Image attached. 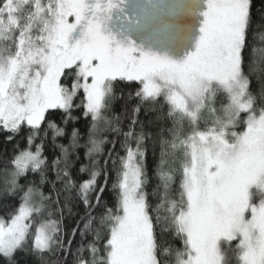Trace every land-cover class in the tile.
<instances>
[{
	"label": "snow or ice",
	"instance_id": "6c2138e0",
	"mask_svg": "<svg viewBox=\"0 0 264 264\" xmlns=\"http://www.w3.org/2000/svg\"><path fill=\"white\" fill-rule=\"evenodd\" d=\"M121 3L126 0H0V129L11 134L9 140L26 130L29 146L40 141L2 165L5 187L18 188V178L30 171L39 178L28 181L18 211L0 219V255L11 262L31 245L52 255L54 264H170L172 241L180 240V264H233V254L240 264H264V200L251 195L264 186L255 180L257 173L264 177V107L254 109L249 91L251 75L264 78V51L257 57L253 46L264 14L254 26L250 0H206L196 49L177 62L108 29ZM117 82L138 85V101H166L169 115L192 126L183 139L172 129L174 138L161 146L163 183L153 193L155 204L144 191L143 135L135 146L128 142L139 106L124 133L126 155L114 159L109 152L99 164L94 156L100 152L94 146L105 142L96 137ZM220 90L230 100L223 121L213 115ZM202 108L212 117L211 127L199 131ZM80 116L85 119L77 127ZM109 143L115 149L116 142ZM46 146L50 159L43 155ZM118 161L116 198L105 199L109 166ZM178 162L182 179L172 198ZM97 166L100 171L93 170ZM85 173L90 178L81 181ZM61 197L84 205L83 227L78 221L66 231L59 217L52 219L53 206L63 215Z\"/></svg>",
	"mask_w": 264,
	"mask_h": 264
},
{
	"label": "trees",
	"instance_id": "16d2710c",
	"mask_svg": "<svg viewBox=\"0 0 264 264\" xmlns=\"http://www.w3.org/2000/svg\"><path fill=\"white\" fill-rule=\"evenodd\" d=\"M250 14L252 16L254 26L257 22H261V16L264 14V0H250ZM255 56L258 57L259 53L264 51V27L256 29L255 35ZM247 72V68H245ZM250 85L249 91L253 98V107L258 112L264 107V78L261 74H254L249 77ZM138 85L136 84H125L122 82H117L114 89L113 99L111 107L108 112L105 113L106 123L102 126L103 131L100 136H97L96 139L105 141L100 145V152L94 153L95 159L98 162H102L103 158L107 153L113 152V158L119 156H125L126 153L122 144L125 141L124 133L129 131V125L131 120L134 118L133 109L135 106L140 107V111L136 114L135 118L138 123L135 128L132 129L134 136L129 138V143L135 146L136 136L143 135V164L145 171L146 183L144 186V191L148 193V199L151 203H156V197L153 195L154 191L157 189L158 185H162L163 181L160 178V170L157 164V158L160 154L161 146L164 140L173 139L172 129H176L177 133L180 135L181 139L185 138L188 135H191L192 126L186 121H180L177 114L173 113L169 115L171 111L170 106L165 101L160 106H155L147 103L143 99H138L135 97V91L137 90ZM227 100L223 95V98L219 100L218 106L224 104ZM217 106V105H216ZM79 115V113H76ZM202 119L198 121L195 128L196 130L203 131L208 127H211L207 123L209 118L208 111L204 108V115ZM85 119L83 116H80V120H77L76 126L82 127L80 123L81 120ZM90 119V117H89ZM59 122V120H57ZM179 125V127H177ZM244 125H241L236 129V131H242ZM11 135L9 132L0 129V175H2V165L9 160L10 157H13L14 154H18L20 151L25 150H35V146L40 143L37 139L32 146L27 144L26 140V130H22L21 133L14 137V139L9 140L8 136ZM109 141H115V149H113L112 143ZM58 143H66V139L58 141ZM83 151V150H81ZM178 152V150H177ZM43 155L51 158V148L45 147L43 149ZM83 159V157H82ZM85 164H88L87 160H84ZM120 167V162H117V167L112 168L109 166L108 172V184L105 189L104 198L105 199H115L116 189L113 187L117 183V169ZM175 171L171 173L173 175V181L170 184V193L172 198L178 197V189L182 179L181 173L179 171V162L174 166ZM94 171H100L99 166L93 168ZM46 176L55 180V175L52 171L46 172ZM39 175L37 173H32L31 171L26 175L18 178L19 187L16 189H11L5 187L2 179H0V219L7 220L9 216L14 215L21 203L23 192L26 191L28 186V181L38 180ZM90 178L88 173L80 176V180H86ZM104 182V177L101 175L98 177L99 187ZM59 187V185H57ZM50 185L45 184L43 186V191L45 194H49ZM62 203L60 208L63 211V215L60 216V212L56 211L55 206H53V216L52 219L60 218L61 226L69 231L71 228L75 227L77 222H80V226L83 227L87 217L86 210L84 205L79 202V200H71L67 203L63 202V197H61ZM47 217H40L39 222H43ZM38 227L39 224L36 223ZM77 241L79 236H77ZM88 239H92L91 236ZM75 247V244L73 245ZM172 249L176 251L175 256H173L170 264H180V261L183 259V244L180 240L172 241ZM54 257L47 253L41 254L34 250L30 245L27 249L17 251L11 259H6L3 255H0V264H54ZM69 262L71 257H68ZM233 264H240L238 256L232 255Z\"/></svg>",
	"mask_w": 264,
	"mask_h": 264
},
{
	"label": "rangeland",
	"instance_id": "374dc122",
	"mask_svg": "<svg viewBox=\"0 0 264 264\" xmlns=\"http://www.w3.org/2000/svg\"><path fill=\"white\" fill-rule=\"evenodd\" d=\"M153 1L154 0H133L128 9L123 10L120 7L114 9L112 12V20L108 24V29L120 38L121 32L124 30L123 27L131 26L142 12L152 5ZM206 10V0H180L179 4L176 6V13L172 17L171 22L168 23L161 40L155 42L146 35L130 38L135 41L137 45L142 46L145 51H152L161 56L166 55L170 59L181 62L188 54L196 49L199 36L201 35L200 29L205 19L203 12ZM129 18H131V22H129ZM223 95L227 101L218 106L219 100L223 98ZM229 103L230 100L227 93L223 90L218 91L214 107L219 110L213 115L223 121L225 119L223 109L227 107ZM202 115H204V108L201 109L200 119H202ZM245 116L246 114H241L242 118ZM241 125L243 124H240L238 127ZM255 180L264 184V177L260 176L259 173H257ZM258 189H264V186L255 187L253 191ZM258 199V197L254 198L256 202H258ZM213 243L214 238L209 236L207 240L208 247L211 248Z\"/></svg>",
	"mask_w": 264,
	"mask_h": 264
},
{
	"label": "flooded vegetation",
	"instance_id": "af4514ba",
	"mask_svg": "<svg viewBox=\"0 0 264 264\" xmlns=\"http://www.w3.org/2000/svg\"><path fill=\"white\" fill-rule=\"evenodd\" d=\"M132 1L126 0V3H121L120 8L128 9ZM179 2L180 0H154L152 5L144 10L131 26L123 27L120 38L146 35L155 42L161 40L168 23L176 13V6Z\"/></svg>",
	"mask_w": 264,
	"mask_h": 264
},
{
	"label": "clouds",
	"instance_id": "9594fccd",
	"mask_svg": "<svg viewBox=\"0 0 264 264\" xmlns=\"http://www.w3.org/2000/svg\"><path fill=\"white\" fill-rule=\"evenodd\" d=\"M102 143L101 142H98L95 146H94V151H99L100 150V145ZM253 199L254 198H259V199H262L264 200V189H258V190H255L251 193Z\"/></svg>",
	"mask_w": 264,
	"mask_h": 264
}]
</instances>
